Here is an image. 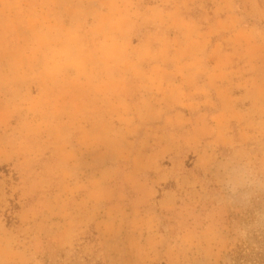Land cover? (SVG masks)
I'll return each instance as SVG.
<instances>
[{"label": "rangeland", "instance_id": "rangeland-1", "mask_svg": "<svg viewBox=\"0 0 264 264\" xmlns=\"http://www.w3.org/2000/svg\"><path fill=\"white\" fill-rule=\"evenodd\" d=\"M76 46L129 112L112 132L138 105L143 127L121 158L92 133L58 147L34 100L28 131L0 130V264H264V94H230L231 61L264 59V0H0L14 94H53Z\"/></svg>", "mask_w": 264, "mask_h": 264}, {"label": "crops", "instance_id": "crops-1", "mask_svg": "<svg viewBox=\"0 0 264 264\" xmlns=\"http://www.w3.org/2000/svg\"><path fill=\"white\" fill-rule=\"evenodd\" d=\"M62 34L64 33L62 32ZM64 49H66V45L62 43L58 45V53H62ZM25 67L22 70V74L31 73L32 70ZM230 67H235L240 71H238V75H240L239 81L242 84L244 83L243 86H238V89L241 87H244V89L231 88L230 94H246L248 92L249 94H264V75L261 76L262 70L264 74V59L231 61ZM244 67H249V69L242 74ZM246 75L250 78L245 77ZM3 77L7 84L4 89L1 85L4 80L0 76V88L2 89L0 90V96L4 98V101L0 104L1 131L16 127H18L17 129L28 131L27 125L36 122L35 112L32 113L31 108V102L34 100V105L40 103L43 113L52 114V126L58 129V147L73 148L79 146L81 141L79 139L80 132L83 133V136L92 134L94 136L96 134L100 138L102 146H106L109 149L111 147L115 148L121 158L125 151H129V146L132 145L129 136L141 126L143 127V124L139 123V121H144L139 119L141 114L139 109L143 106L138 105L132 112L136 116L135 121L126 120L123 125L119 122L118 126H122L121 129L124 128L120 135L116 131L112 132L118 120L114 115H122V118L125 115V119H127L129 112L122 109L112 110V107L105 102L110 99V94H107L104 90H99L100 85L104 83V79L98 77V72L88 60L87 53L82 52L79 46H76V54H72L71 57L67 59L58 58V84L52 86L53 94H46V89L41 86L42 84L34 94H14L9 84L11 77L8 74ZM222 79L220 73V83L218 84L220 85V94L229 90ZM216 94L219 95L218 90ZM20 98H23L22 103L18 101ZM122 100L126 105L132 103V101H128L125 94L121 97L119 96V101ZM250 109L245 107L242 109L235 106L230 113H227L226 110H221L216 117H223L228 114L231 116L228 121L241 123L249 117ZM15 116L18 117L16 118ZM61 138H64V141L61 142L59 140ZM51 145L57 146L53 143Z\"/></svg>", "mask_w": 264, "mask_h": 264}]
</instances>
